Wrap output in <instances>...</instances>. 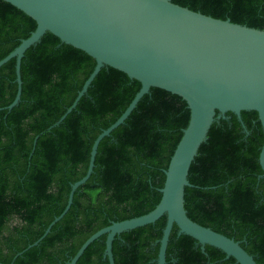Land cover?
<instances>
[{
  "label": "trees",
  "instance_id": "obj_1",
  "mask_svg": "<svg viewBox=\"0 0 264 264\" xmlns=\"http://www.w3.org/2000/svg\"><path fill=\"white\" fill-rule=\"evenodd\" d=\"M194 12L264 30V0H173ZM36 23L0 0V60L29 37ZM96 62L50 33L21 61V97L0 111V264H67L92 234L152 211L159 203L170 158L189 121L186 103L152 88L125 123L104 138L93 173L73 195L64 215L35 247L67 203L71 184L86 173L91 146L130 104L141 85L103 68L63 122ZM15 60L0 68V109L14 100ZM215 121L191 164L184 208L193 222L240 242L264 264V176L258 163L264 142L254 111L241 112L247 134L232 113ZM36 136L35 146L33 141ZM163 216L154 224L117 236L114 264H156ZM105 238L95 240L77 264H108ZM166 264H237L219 250L177 235L174 225Z\"/></svg>",
  "mask_w": 264,
  "mask_h": 264
},
{
  "label": "water",
  "instance_id": "obj_2",
  "mask_svg": "<svg viewBox=\"0 0 264 264\" xmlns=\"http://www.w3.org/2000/svg\"><path fill=\"white\" fill-rule=\"evenodd\" d=\"M36 23L28 38L0 60V68L15 60L14 100L0 109L10 111L20 102V65L25 52L36 46L46 33L62 44L77 48L96 62L73 103L47 131L59 126L87 93L103 68H112L136 80L141 87L121 116L95 138L83 178L71 184L67 203L61 214L43 235L25 250L37 246L70 209L75 191L93 173L100 142L123 125L143 96L156 88L181 98L189 110V121L164 171L161 198L147 214L112 222L92 234L67 264H77L84 251L101 236L105 238L103 259L114 264V239L137 228L154 224L166 217L156 264H166V249L173 226L177 235L213 247L233 258L237 264H257L240 242L188 218L184 192L191 187L188 174L200 146L206 142L215 121L236 116L247 134L241 112L257 113L264 136V30L215 19L173 3V0H3ZM36 136L33 146L36 144ZM264 176V142L258 157Z\"/></svg>",
  "mask_w": 264,
  "mask_h": 264
}]
</instances>
